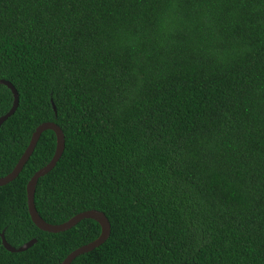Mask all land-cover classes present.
Segmentation results:
<instances>
[{
  "label": "trees",
  "instance_id": "obj_1",
  "mask_svg": "<svg viewBox=\"0 0 264 264\" xmlns=\"http://www.w3.org/2000/svg\"><path fill=\"white\" fill-rule=\"evenodd\" d=\"M0 177L36 127L65 148L39 178V215L104 212L111 231L71 264H264V0H0ZM13 105L0 84V117ZM44 131L0 186V264H60L101 232H45L27 183L53 157ZM14 247L36 239L25 251Z\"/></svg>",
  "mask_w": 264,
  "mask_h": 264
},
{
  "label": "water",
  "instance_id": "obj_2",
  "mask_svg": "<svg viewBox=\"0 0 264 264\" xmlns=\"http://www.w3.org/2000/svg\"><path fill=\"white\" fill-rule=\"evenodd\" d=\"M0 84L7 86L13 94L12 107L6 114L0 117V126H1L2 123L5 122L16 111L18 107V102H19V95H18L16 88L12 85L11 82L4 80V79H0ZM46 130H52L55 133L56 148H55V152L51 160L45 166H43L38 171H36L27 183L26 191H27V199H28V211H29V214H30V217L33 223L42 231L51 232V233H58V232L66 231L72 228L73 226H75L81 220L86 219V218L95 220L101 227L100 235L95 240L76 248L75 250L70 252L60 263V264H71L72 261L79 255L88 253L94 250L95 248L101 246L110 236L111 225H110L108 218L104 214V212L95 210V209L82 211L72 216L67 221L60 223V224H51L49 222H46L39 215L35 207V203H34L37 182L39 178L48 174L55 167L56 163L62 156V153L65 148L64 133L62 129L55 122L53 121L43 122L36 127L35 131L33 132L31 136L29 144L27 145L25 151L19 158L18 162L16 163L12 171L6 174L5 176L0 177V186L6 185L9 182L17 178V176L22 171L24 165L26 164V162L32 155L41 134ZM1 238H2L4 247L10 252L25 251L36 243V239H32L22 244L19 247H14L10 243L7 242L3 232L1 233Z\"/></svg>",
  "mask_w": 264,
  "mask_h": 264
}]
</instances>
